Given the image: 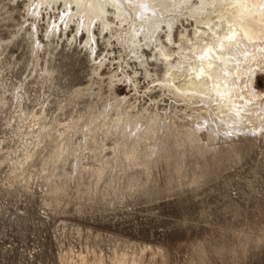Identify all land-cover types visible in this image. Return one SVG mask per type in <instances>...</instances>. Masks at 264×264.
Wrapping results in <instances>:
<instances>
[{"label":"rangeland","instance_id":"rangeland-1","mask_svg":"<svg viewBox=\"0 0 264 264\" xmlns=\"http://www.w3.org/2000/svg\"><path fill=\"white\" fill-rule=\"evenodd\" d=\"M0 4V264H97L99 260L114 264L121 256L135 264H264V122L256 123L253 132L229 137L220 133L212 141L210 132L202 128L204 139L198 143L206 147L198 151L187 133L175 144L172 135L180 130L175 126L172 134L159 133L156 144L166 139L169 148L145 158L149 165L131 168L124 160L121 167L114 166L110 163L114 138H106L105 146L94 149L95 153L76 145L83 139L80 125L92 112L106 107L104 121H109L115 116L113 107L126 97L131 113L140 107L170 111L177 114L176 124H184L187 131L193 128L191 112L172 111L168 92L146 78L118 43L107 44L99 30L91 52L83 47L87 35L77 33L73 25L57 30L48 40L43 35L46 21L57 18L56 9H43L44 16H38L37 37L48 45L39 50L35 64L25 32L35 18L25 11L24 1L0 0ZM103 57L107 61L98 69ZM260 65L254 85L263 94L259 99L263 105L264 62ZM45 66H51L47 67L51 72L43 73ZM114 72L117 77L111 81ZM131 76L139 80L137 91ZM22 108L40 113V122L52 123L51 138L40 135L48 144H37L34 134L29 142L26 132L36 121ZM100 120L101 116L96 122ZM67 121H77L79 127L63 130L70 135L74 131L70 141L77 146L76 168L72 154L62 164L52 159L61 139L57 130ZM97 132L102 141L103 131ZM149 139L139 142L141 155L154 145L155 139ZM27 150L34 154L33 160H27ZM77 151L84 155L81 159ZM101 164L106 171L98 179L92 172ZM49 184L64 189L54 195Z\"/></svg>","mask_w":264,"mask_h":264},{"label":"bare ground","instance_id":"bare-ground-1","mask_svg":"<svg viewBox=\"0 0 264 264\" xmlns=\"http://www.w3.org/2000/svg\"><path fill=\"white\" fill-rule=\"evenodd\" d=\"M11 1L15 2V0ZM21 1L25 2L24 6L27 14H31V16L35 18L33 23H30L32 26L31 29H26L25 31L30 39L31 53L36 61L35 64H38L39 50L48 45L47 42L43 43L37 37L39 31L37 24L40 22H37L38 16L42 14L43 9H56L57 18L51 20L52 22L50 20L46 21L47 26L43 35H45L48 40L51 35L57 33V30L62 32L73 25V27H76L74 29L77 33H79V31L85 32L87 38L83 47L91 52L95 44V39H98L95 30H99L101 38L105 40L107 44H110L111 41H115L116 44L118 43L126 54L131 55L132 61L137 62L141 72L146 78L149 77L153 83H156L159 89L168 92L167 95H169V98L166 97L171 101L170 104L173 106L172 111L176 112L178 109V111L188 109L191 112L190 116L192 118L191 122L193 123V128L187 131L184 124H176L177 114L171 115L170 111L160 113L157 108L142 107L143 109L140 110V107V109L131 113L129 109L130 105L127 104V99L124 97L117 103L115 102L116 105L112 109L114 110L115 116L114 118L109 116L111 117L109 121H104L108 109L102 107L103 109L99 111L95 110L96 112L94 111V114L92 112V115L88 117L87 120H81V122L83 121L82 124L80 122L81 118L77 117V121L81 124L80 132L77 130L79 129V127L77 128L76 126V124H78L77 121L62 123L64 127L58 124L61 126L62 130H57L61 139H59L60 141L53 149L52 159L55 163L63 162L67 159L68 155L72 154L75 162L74 166L76 168V165H79L77 162L78 157L75 155V148H77V146H84L85 150L86 148L92 149L90 151L95 153L94 149H98L100 146L104 145L102 143L106 138L112 137L114 138L115 145H112L114 146V150H111V154L113 153L111 160L110 158L108 160L111 161L110 163L112 165L120 167L124 165L123 162L126 160L127 167H131L133 164L139 165L147 163L145 158H150L155 152L166 151L169 148V145H167L165 141L166 139L164 138L165 140H161L157 144L156 141L158 137H160L159 133L163 131L172 134V127L176 126V128H180L179 131H176L177 133L175 132L176 134L172 135L176 137V140H173L175 144L180 143L182 133H187L189 134L188 140L193 144V148L195 147L194 149L198 151L200 148L206 147L203 142L200 144L198 143V141H203L204 139L200 134L202 128H206L208 134L210 132L208 139L212 141L215 139V136H220V133H224L225 136L229 137V134H236L238 132H253L257 127L256 123L264 122V104L260 105L259 102L263 94L260 90L256 89L254 85L255 74L259 69H262L260 63L264 62V0ZM2 4L0 5L2 6ZM6 10L8 11V9ZM185 23L190 24L191 28L188 29ZM72 37L76 39V35L73 34ZM147 50L151 53H148ZM91 56H93V54ZM105 59L106 57L99 59L97 63L98 69L107 61H105ZM47 67L52 68L51 66ZM47 67H42L43 73L51 72L52 69L49 71ZM123 72L122 74L125 75ZM134 72L136 73L137 71ZM115 76L117 77V72L111 73L110 80L112 81L115 79ZM130 80L134 83V85L132 84L134 86L133 89L137 91V81L139 80H137L136 76H131ZM15 96L17 99H21L20 95L19 98L18 95ZM182 105H184L185 108H182ZM112 106L113 105H111V107ZM41 111H43V106H41ZM22 112L28 117L31 115L33 120L36 121L35 124L30 126L32 129L30 128L31 130L29 129L26 132V134L29 135L28 139L34 134V136L38 138L36 142L38 144V141H42L40 140L42 132L44 133L43 136L51 138L49 125L52 123L46 125L40 122V113L38 114L34 111H29L28 113L26 108H22ZM100 116L101 120L99 124L96 121H98V117ZM72 120L75 119L72 118ZM35 125H37V128ZM75 128H77V132L82 134L83 137L82 140L79 142L77 141V146L74 145L75 142L72 143V141H70L71 136L74 135V131L73 135L68 133L69 136L65 133L66 131H63L66 129L68 132V130L71 131V129ZM98 130L103 131L104 136L102 134V141H100V136L97 134ZM80 134L79 136L82 138ZM80 138H78V140ZM143 138H152L155 139V142L152 140L154 145L149 151L145 153L143 151L144 154L141 155L138 150V145ZM32 140L33 138L31 139V143L33 142ZM34 140L36 139L34 138ZM44 141L42 142L48 144L47 141ZM54 143L55 142H53V144ZM32 146L33 144H31V147ZM106 147L104 148L106 149ZM81 148L78 149L82 151ZM101 148H103V146ZM30 152L29 150L26 151L25 156L27 160L29 157L32 158L31 156L33 153L31 154ZM99 152L97 153L99 154ZM79 157L80 159L82 158L81 156ZM27 160L25 161L27 162ZM47 161L45 160V163ZM64 163H66V161ZM102 164L96 169H93L92 172L93 175L95 173L98 179H101V177H103L102 175L105 174L103 173L105 170L103 168L105 162L103 165ZM56 165H54V167ZM146 165H149V163ZM82 166L84 165H81V168ZM140 168L144 169L143 167ZM83 170L81 169L80 171ZM49 172L51 173V171ZM54 173H56V171H54ZM81 175L83 174L81 173ZM88 175H91V173ZM80 178L82 179L81 176ZM83 181L85 182L84 179ZM59 182H61L60 178ZM61 184L62 183H60V185ZM61 188L64 189L54 184L52 186L50 185L49 190L54 195H58ZM97 264L102 263L99 260ZM114 264L135 263L133 260L128 263L126 257L121 256Z\"/></svg>","mask_w":264,"mask_h":264}]
</instances>
